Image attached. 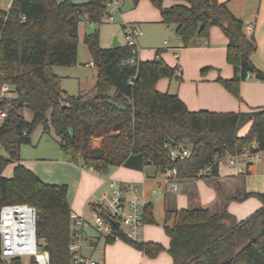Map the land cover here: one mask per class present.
<instances>
[{"label": "trees", "instance_id": "16d2710c", "mask_svg": "<svg viewBox=\"0 0 264 264\" xmlns=\"http://www.w3.org/2000/svg\"><path fill=\"white\" fill-rule=\"evenodd\" d=\"M138 1L132 0L134 5ZM149 1L160 11L161 22L175 26L183 47L195 37L208 39L212 26L221 29L233 74L217 80L233 96L241 99L240 83L249 77L264 81V72L251 60L256 41L245 35L244 22L225 2L174 0L164 6V0ZM107 2L12 0L8 10L0 11V85L7 83L16 94L0 123V149L7 152L0 153V207L6 203L35 207L36 235L39 247L49 253V264H72L71 208L66 184L45 182L20 163V146L31 143L36 125L47 131L53 128L69 160H80L101 173L111 166L143 170L152 165L161 172L176 167L181 179H211L218 176L219 161L227 154L264 151V107L189 110L176 93L156 89L162 77L180 78L178 66L168 65L159 51L152 59L130 63L129 45L101 47L96 25L108 14ZM81 20L94 26L84 34V43L97 70L95 94L71 96L60 88L52 68L76 63ZM5 104L0 101L1 107ZM24 107L32 112L31 121L23 117ZM245 126L246 132L240 134ZM93 139H100L98 146L92 145ZM253 143L255 149L250 148ZM176 145L188 147L189 156L172 161L168 148ZM10 163L14 167L7 177L3 171ZM252 166L247 161V174ZM218 191L221 194L219 187ZM249 196L261 206L241 220L227 210L166 209L163 228L173 264H264V192L244 195ZM143 216L144 222L154 223L151 203L144 205ZM116 234L149 257L165 250L158 242L136 241L121 230ZM114 239L106 237L105 242ZM0 264H22L20 257H2L1 236Z\"/></svg>", "mask_w": 264, "mask_h": 264}, {"label": "crops", "instance_id": "0c3cea01", "mask_svg": "<svg viewBox=\"0 0 264 264\" xmlns=\"http://www.w3.org/2000/svg\"><path fill=\"white\" fill-rule=\"evenodd\" d=\"M218 1L225 2L229 10L244 22L243 31L245 35L248 37L252 36L256 41V50L251 54V60L260 70L264 72V0H252V2H236L235 0ZM234 1L236 3H234ZM124 2L125 0H121L119 4L123 6L122 4H124ZM173 3H175L174 0L163 1L164 6H169ZM10 5L11 0H0V11L8 10ZM134 6V8H131V10L127 12H121V17L126 20H124L123 24H121L123 29L126 24H135L142 30L140 24L146 21L161 24L171 33H174L173 42L164 39V45L154 50L153 57L156 56L157 51H159V56L162 57L163 52L170 49H185L188 51L191 49H200L199 51L203 56L197 64L198 66L196 67L195 65H192L189 70L188 67L190 64H188L187 61L184 65L185 72L183 73V68H181L180 78L178 79L176 77L180 82L182 81L183 76H185L187 81L192 78V73L194 76H197V68L205 64L206 66L210 65L215 67L214 71L211 72L209 76L212 81L216 77V74L218 76L222 75L226 78L232 76V66L225 62L227 38L219 27L212 26L210 28L208 39L195 37L191 40L189 46L183 47L181 39L176 33L175 26L167 25L161 22L160 11L154 7L149 0H139ZM117 9L122 11L119 6H117ZM132 12L135 16L131 18L132 20L127 21L128 18L125 17V15ZM80 24H84L86 29L84 34L87 33V27H90L91 23L86 20H81L78 22L77 29H79ZM247 24H251L253 26L252 31L247 29ZM210 41L212 42L211 46L209 44ZM124 43L120 42V44ZM173 54H176L179 60L178 52H173ZM153 57L150 56L146 58L152 59ZM137 59H140V57H138V45ZM168 79L171 80L172 77ZM156 89L161 92H169L164 91L163 86L157 83ZM198 89L199 93L201 90H204L210 94L207 95L206 98H198L194 96V94L193 97H189L182 92L181 86L176 92L189 110L195 111L205 109L215 112H227L248 111L253 107H264V81L258 80L254 77H249L241 81L239 86L240 100L229 93L223 86L215 82L209 84L197 83L196 91H198ZM186 97H189L190 102H188ZM247 128L248 126L243 127L240 134L245 133ZM58 155V159L55 160V163H53L56 164V166H60L58 168L63 171L62 178L58 181L47 179L45 176L44 178V174L41 172L37 161L33 160L24 162L21 159L20 163L33 171L41 180L45 182L50 181L48 183L58 182L55 184H66L67 200L71 211L77 213L78 215L89 216L94 210L96 201L103 196L106 197L110 194V180H114L118 183H136L139 187L144 203H151L152 214L154 213L155 201L158 198L163 201L164 213L166 209L177 210L180 208L202 207L209 209L211 212H221L227 210L238 220L246 218L261 206V202L256 197H244L247 192H264V179L256 182L252 181V177L254 176L252 173L254 167L252 166L251 173L247 174L245 172L247 161H249L248 159L245 162V166L238 163V165L244 168V172L238 173L236 165H229L227 158L224 157L219 161L217 177L211 179L179 178L178 188L174 190L171 186L165 183V178L161 171L157 170L152 165H147L143 170H136L125 166H111L105 172L101 173L84 167L82 164L80 165V160H69L62 150ZM3 174L7 177L12 175L10 173H5L4 171ZM152 185L155 187L154 190L148 191V187H151ZM218 187L220 188L222 195L219 193ZM237 196L241 197V199L236 200L235 197ZM224 197L227 199H224ZM153 224L149 225L144 222L139 237L143 238V241H154L163 245L165 250L161 251L154 257L145 255L125 242L122 243L123 245H118V243L114 241L106 243V237L97 233L92 226H89V228L93 231V233H87L84 229V242L82 248L89 247L94 249L101 241L103 242L104 240L103 249H98L103 253V258L95 259L104 264H107L108 261L111 260H113V264H173L172 257L166 251L169 244V237L166 235L164 228L163 231L165 236H161L159 230L160 228L158 229V225H160L159 222L154 221ZM115 240L118 241L120 238ZM117 245L120 249L118 254L115 253ZM111 250H113L112 254L110 253ZM81 252L88 258L93 259L84 253L83 249ZM109 255H111L110 259Z\"/></svg>", "mask_w": 264, "mask_h": 264}, {"label": "rangeland", "instance_id": "374dc122", "mask_svg": "<svg viewBox=\"0 0 264 264\" xmlns=\"http://www.w3.org/2000/svg\"><path fill=\"white\" fill-rule=\"evenodd\" d=\"M73 2H85L88 0H72ZM236 2L239 1H246L249 2L252 0H235ZM234 1V3H236ZM255 1V0H253ZM118 4L117 6L121 7L122 11H119L117 9V6H112L109 9V13L112 16V20H109L106 16L103 19V22L96 25V28L98 29L99 33V43L101 47H109L112 45L114 41V37L116 36L117 40H119L121 43H124L125 37H124V29L122 28L123 19L121 17V12H127L131 10V8H134V4L132 0H125L124 4ZM137 14V13H136ZM134 13H128L125 15L127 17V21L132 20ZM126 21V20H125ZM142 28V35L137 38V45H138V57H140V60H147L146 57H153L154 56V50L158 47H162L164 39L169 40L173 42L174 40V33H171L167 28H165L161 24H157L154 22H142L141 24ZM94 27V26H93ZM84 24L79 25L78 29V45H77V61L72 66H53L52 70L55 74L59 77V86L63 90V92L66 95H78V94H84V95H93L95 94V82H96V75L97 70L96 67L90 66V62L92 61L89 50L87 48V45L84 43V31H85ZM90 31V27H87V32ZM182 43V42H181ZM210 46L212 42L210 41ZM200 49H191V50H185V49H170L168 51H164L162 54L163 60L170 66L175 67L178 66L180 68H183V73L185 72V63L188 61V64L190 66L188 69L190 70L192 65L198 66L200 59L202 58V54L199 51ZM185 51V52H184ZM173 52H178L179 54V60ZM187 53V55H186ZM212 59V58H211ZM209 59V60H211ZM184 61V62H183ZM225 62L228 64L225 56ZM213 66L210 65H201L197 68V76H194L192 73V78L187 81L185 79V76L182 77V81L180 82L176 76L174 75L171 80L168 78H160L157 81V84L163 86L164 91H169L170 93H176L180 86L182 89V92L189 97L194 96L200 98L204 97L206 98L207 95L210 93H207L204 90H201L199 93L196 91L197 89V83L202 84H209V83H217L222 86V84L217 80L219 77L216 74V77L212 80H210V74L214 71ZM178 74V73H177ZM222 78V75H220ZM113 91V89H111ZM16 96L15 92L12 91L11 87L9 86V92L6 95V98L4 101H6V104L2 107L0 106V110H7L9 107H11V101ZM189 97H186L188 102H190ZM195 97V98H196ZM21 113L23 117L27 121H31L33 118L32 112L24 107L21 110ZM49 115V113H47ZM2 121V118H0V123ZM31 143L29 144H22L19 149L20 158L26 162V161H37L39 164V168L41 172L44 174L47 179H52L55 181L61 180L63 171L58 168L60 166H56L55 160L58 159V154L62 150L60 148V144L58 141V138L56 134L54 133V130L52 127L50 129L44 130L43 126L41 124L36 125V127L32 130L30 134ZM100 142V139H93L92 145L98 146ZM0 153L7 156V152L4 150V148L0 149ZM259 157V158H258ZM247 159L241 157L237 160L238 163H241L245 166V162ZM250 161L253 163V177L252 181L256 182L258 180L264 179V151H260L258 154L253 155L250 158ZM81 165L82 163L79 162ZM14 164L10 163L6 166L4 169L5 173L12 174ZM44 177V178H45ZM50 182V181H47ZM51 183H58V182H51ZM154 186L148 187V191H153ZM153 218L154 221L159 222L158 229L160 230L161 236L164 235V231L162 228V222L164 218V204L162 200H159V198L155 201L154 211H153ZM90 216V215H89ZM149 225L153 223H147ZM154 225V224H153ZM89 227H85V231L87 233H93L92 230H90ZM119 239V238H115ZM114 239V242L118 243V245H123L122 243L125 242L123 240H118L122 242H118ZM136 241H143V238L139 237ZM103 242L101 241L100 244L96 248H82L83 252L86 253L89 257L93 259H102L103 253L100 252L98 249H103ZM111 243V242H110ZM127 243V242H125ZM129 244V243H127ZM116 247V254L119 253L120 249L119 247ZM130 245V244H129ZM132 246V245H130ZM133 247V246H132ZM134 248V247H133ZM135 249V248H134ZM113 250H111L112 254ZM111 255H109L110 259ZM22 264H28L30 261H34L32 258L28 256H21ZM108 259V260H109ZM98 264H102L99 262ZM104 264V263H103ZM107 264H113V260L108 261ZM118 264V263H116Z\"/></svg>", "mask_w": 264, "mask_h": 264}, {"label": "built area", "instance_id": "2783aa9c", "mask_svg": "<svg viewBox=\"0 0 264 264\" xmlns=\"http://www.w3.org/2000/svg\"><path fill=\"white\" fill-rule=\"evenodd\" d=\"M120 1L108 0L107 17L109 20H112L109 9L112 6L116 7ZM246 27L249 31L253 30L251 24H247ZM141 35L142 31L137 25H125L124 44L130 46L133 54L128 60L130 63L137 60V38ZM90 66H93L92 61L90 62ZM177 73L178 75L181 74L180 67H178ZM8 92L9 85L7 83L1 84L0 101H4ZM6 111L0 110V118L6 115ZM250 148L255 149L256 144H251ZM168 151L172 161L177 159L184 160L190 154L188 147L179 145L170 146ZM258 153H251L249 150H245L240 155L227 154L225 157L229 165H236L238 173H242L244 172V168L238 165L237 160L241 157L250 160L253 155ZM87 168L92 169V167ZM161 173L167 185L171 186L174 190L178 188L179 177L177 176L176 167L166 168ZM109 187L111 189L110 194L96 201L95 209L90 213V216L70 212L71 239L69 250L72 254V264H97L100 262L88 258L81 252L85 227L92 226L97 233L112 238H118L116 230H121L128 238L133 240H137L141 234L144 224L143 210L145 203L138 185L134 182L118 183L110 180ZM112 221L119 223L118 228L113 225ZM0 236L1 255L3 258L28 256L37 264H49L48 251L39 247L36 235V210L34 206L27 203L3 204L0 207Z\"/></svg>", "mask_w": 264, "mask_h": 264}, {"label": "water", "instance_id": "95a60500", "mask_svg": "<svg viewBox=\"0 0 264 264\" xmlns=\"http://www.w3.org/2000/svg\"><path fill=\"white\" fill-rule=\"evenodd\" d=\"M93 31V25L91 24L90 25V32H92ZM118 45H120V42L116 39V37L114 38V41H113V43H112V46H118ZM70 132H71V129H70ZM112 223H113V225L116 227V228H118V226H119V223L117 222V221H112Z\"/></svg>", "mask_w": 264, "mask_h": 264}]
</instances>
